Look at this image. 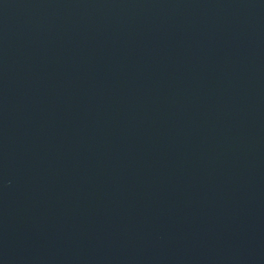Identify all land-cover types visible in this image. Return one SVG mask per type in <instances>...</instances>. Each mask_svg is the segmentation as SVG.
I'll use <instances>...</instances> for the list:
<instances>
[{
  "label": "water",
  "instance_id": "water-1",
  "mask_svg": "<svg viewBox=\"0 0 264 264\" xmlns=\"http://www.w3.org/2000/svg\"><path fill=\"white\" fill-rule=\"evenodd\" d=\"M0 264H264V0H0Z\"/></svg>",
  "mask_w": 264,
  "mask_h": 264
}]
</instances>
